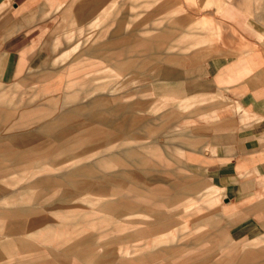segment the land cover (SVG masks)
I'll return each instance as SVG.
<instances>
[{"label": "rangeland", "instance_id": "1", "mask_svg": "<svg viewBox=\"0 0 264 264\" xmlns=\"http://www.w3.org/2000/svg\"><path fill=\"white\" fill-rule=\"evenodd\" d=\"M92 1L56 0L43 25L47 53L24 78L0 82L3 87L17 89L16 101L24 99L11 109L13 114L8 119L4 112L0 114V264H89L90 260L79 255L91 250L96 252L92 255L93 264L244 263L245 246L231 244L229 232L215 229L212 223L214 213L225 204L221 197L224 188L213 179L212 163H205L207 158L212 159L213 149L205 146L204 134L200 132L235 110L224 106L222 99L226 94L219 90L214 118L204 115L210 111L207 104L181 110L178 103L187 98L185 91L180 88L156 93L153 84L175 89V83L189 82L191 96L197 93L198 78L202 77L205 88L213 92L212 75L205 74L204 78L201 73L208 65L231 60L239 63V76H249L251 81L260 70L254 71L252 57L256 66L264 63V0H177L184 10L177 18L191 16L206 32L210 30V42L199 61L188 59L186 49L170 48L168 53H161L158 51L165 48H155L147 57L136 46L137 26L130 24V14L156 8L153 0H127L110 16L102 15L104 8L98 7L81 20L79 15L93 6ZM94 22L98 25L92 26ZM166 23L174 35H181L182 22L168 19ZM69 33L74 37L70 42ZM77 39V51L61 62L60 55L70 50ZM83 59L93 65L88 71L131 61L134 67L125 73L133 71L136 76L121 84L125 76L114 80L99 74L101 78L86 87L90 95L81 91L75 101L65 100L64 96L74 90L64 84L75 78L70 75L71 65ZM198 71L200 76H196ZM140 73L152 76L140 78ZM100 96L106 99L104 104L84 106ZM158 97L173 102L154 110ZM52 104L57 107L52 108ZM74 108L83 114L62 121L65 109ZM170 112L175 116L162 126L160 118ZM149 127L155 130L149 133ZM95 128L103 131L102 139H90ZM152 141H156L152 148L140 147L146 165L134 167L123 158L127 147ZM128 169L139 170L145 182L124 173ZM204 182L213 188L191 189ZM100 183L107 185L104 191L94 189ZM126 185H142V191L152 198L153 206L138 208L141 214L133 219H126L123 213L128 210L121 206L115 212L102 207L106 199H119L121 194L129 193L122 189ZM115 191V197L103 196ZM177 195L184 197L183 204L172 202L171 198ZM20 209L46 216L42 222L45 226L35 228L41 229L38 235L23 232L17 236L10 231V217H3V213H19ZM78 212L88 216L78 218L77 228L68 230L73 227L62 223L60 215L76 220L82 215ZM148 214H156L153 218L160 220L158 226H166L155 228L147 236L140 235L137 232L144 224L136 221ZM104 216L112 219L105 221ZM21 237L37 245L38 252L30 255L31 263H24L28 255L17 247ZM83 238L87 244L79 245ZM67 248L71 250L67 252ZM240 256L242 259L238 260ZM135 258L138 261L133 263Z\"/></svg>", "mask_w": 264, "mask_h": 264}, {"label": "crops", "instance_id": "2", "mask_svg": "<svg viewBox=\"0 0 264 264\" xmlns=\"http://www.w3.org/2000/svg\"><path fill=\"white\" fill-rule=\"evenodd\" d=\"M55 1L0 0V82H15L24 78L29 69L40 60L43 54L47 53L49 48L47 46V39L42 36L45 28L43 25ZM126 1L94 0L92 1L93 6L88 11L84 10L83 14L79 15V18L82 20L87 17L88 13H94L102 7L104 8L102 15L110 16L115 10H120V4H124ZM153 2L156 8L134 15L130 14V17L133 19L131 21L129 19L130 24L135 27L137 26L135 28V32L138 35L136 46L140 48L143 55L150 56L152 50L155 48H165L163 51H158L161 53H168L170 48H181L187 50L185 55L193 61H199L204 57L206 45L210 42V30L206 32L201 23L191 16L177 18V14L184 11L183 8L178 6L179 2L177 0H153ZM134 6L132 4V7ZM159 14L164 15L158 17ZM122 19L125 20L126 16L124 15ZM168 19L172 23L175 21L183 23L184 28H182L181 35H174V32L170 29L171 26L166 23ZM121 24L123 25L122 22ZM96 25H98L97 22L92 23V26ZM67 36L69 42L74 39L72 33H69ZM79 46L80 40L77 39L76 44L70 50L64 51L60 55L61 62L66 61L71 54L77 51ZM85 61L83 59L71 65L70 75H75V78L72 80L67 79L64 81V84H66L67 88H73L74 90L67 93L63 99L75 101L80 97L81 91H84L86 96L90 95L91 93L86 87L89 86L90 82L93 83L94 80L101 78L99 74L109 79L114 78V80H118L120 76H125L121 84L132 81L136 76V73L133 71L129 74L125 73L126 70L134 67L131 61L118 64L117 66L109 65L105 68H97L92 71H88L87 69L93 68V65ZM251 61V64L254 65V71L260 69L257 76L252 78L251 81L248 78L249 76H239V63L235 60L224 64L215 62L212 65H208L206 70H203L201 73V76L204 75L205 78L206 75H212L210 77L213 78V90H215L213 92H209L211 89L205 88L206 84L201 82L202 77L198 78L200 82H198L199 89L197 93H193L191 96L189 82L185 84H183V81L177 82L175 84L178 88L175 89L169 86L159 88V85L156 84H153V87L156 93L169 92V90L181 88L183 92H186L187 96V98L184 96L183 98L185 99L178 103L181 110L189 107L202 108L203 104H207L210 111H205L204 115L212 118L216 116V100L220 98L217 90L226 95L228 94L227 97L225 95L224 99H222L224 106H229L231 111L234 109L235 112L222 116L215 121L211 128L206 127L200 131L201 134H204L205 146L208 147L209 145L213 149L212 159L210 157L207 158L205 163H212L213 179L219 181L220 186L224 188L221 197L225 204L219 211L214 213L212 223L215 229H226L229 232L231 244H235L237 247L245 246L246 257L244 258V263L240 262L239 264H264V63L261 67L258 65L257 67L254 64V56ZM199 73L200 71L196 72L198 74L196 76H200ZM150 75V73H140L139 77L151 78L152 75ZM2 83H0V106L3 110H0L2 111L0 114L4 112L6 119H8L13 114L11 109L13 110L15 105L22 103L24 99L19 98L16 101L17 89L11 86L3 87ZM105 100L103 96H100L92 100L91 104L84 106L95 107L104 104ZM155 100L152 107L154 110L163 109L173 102L163 97H158ZM51 107L56 108L57 105L52 104ZM64 112V116L61 118L62 121L66 120V117H75L83 114L78 108L65 109ZM23 113L26 114L25 112ZM174 116L175 113L171 112L164 114L160 118L161 125L165 126ZM154 130L153 127L148 128L149 133ZM91 132V140L102 139V130L95 128ZM82 137H78V140H82ZM155 142L152 141V145L127 147L123 150V158H125L129 165L134 167L136 165H146L148 162L145 155H140L143 152L140 150V147L150 149ZM124 173L132 175L138 181L145 182L139 170L128 169ZM189 184L192 185V183ZM141 187L142 185L122 186V189H127L129 193L121 194L119 199H106L102 207L112 209L115 212L117 207L121 206L128 210L127 213H123L126 219L136 218V216L141 214L138 208L153 206L152 198L147 193L145 194L142 191L144 188L141 189ZM106 188L107 185L104 183L94 186V189L98 191H104ZM202 188L209 190L213 186L204 182L196 186L192 185L191 187L194 190ZM118 192L103 194V196L115 197L118 195ZM171 200L177 204L184 203L182 195H177V197H173ZM94 203L98 204L97 202ZM162 211L160 210V212ZM160 212L158 211L156 214ZM22 214H27V217L20 219L13 218L16 215ZM80 214L82 215H79L76 220L66 219L67 217L63 219L61 215L60 218L62 219V223L67 224V227H73L68 229L72 230L77 228L78 218L84 219L88 216L87 213L81 212ZM156 214L143 215L142 221H136L144 224L137 233L147 236L155 228L165 227L166 225L163 226V224L162 226H158L160 220L154 221ZM5 216L10 217L8 219L9 229L11 232L16 233L17 236L22 235L23 232L27 233L28 236L38 235L41 229L35 228L45 226L42 225V222L46 216L31 209H20L19 213H14L11 210L6 211L3 213V217ZM111 219V217L104 216L105 221H110ZM18 240L17 247L22 250L23 254L28 255L24 263H31L33 257H30V255L31 253L38 252L37 245L22 237ZM83 241L84 238L79 245H83V243L87 244L86 241ZM3 248L5 249V247ZM70 250L71 248L66 249L67 252ZM105 251L107 253L108 250ZM94 254H96L95 250H91L83 252L79 256L87 262L90 260L89 264H93L92 255ZM129 254L131 253L127 251L126 256H129ZM2 255L3 252L0 249V258ZM75 255L77 256V254ZM136 259L132 260L133 263L138 261ZM240 259H242L241 256L238 260ZM95 264H101V262H96Z\"/></svg>", "mask_w": 264, "mask_h": 264}]
</instances>
